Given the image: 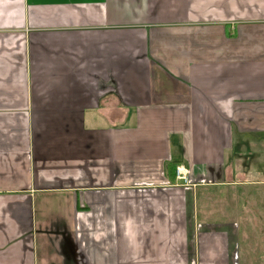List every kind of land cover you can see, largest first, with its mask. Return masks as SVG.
Wrapping results in <instances>:
<instances>
[{
	"label": "crops",
	"instance_id": "0c3cea01",
	"mask_svg": "<svg viewBox=\"0 0 264 264\" xmlns=\"http://www.w3.org/2000/svg\"><path fill=\"white\" fill-rule=\"evenodd\" d=\"M261 156L264 0H0V264H234Z\"/></svg>",
	"mask_w": 264,
	"mask_h": 264
},
{
	"label": "rangeland",
	"instance_id": "374dc122",
	"mask_svg": "<svg viewBox=\"0 0 264 264\" xmlns=\"http://www.w3.org/2000/svg\"><path fill=\"white\" fill-rule=\"evenodd\" d=\"M256 162H264V157H259ZM244 179L245 182L236 191L216 187L217 191L226 190L207 194L205 201L210 205L199 208L202 222L197 221L196 224H200L201 229L204 230H215L216 225L224 224V218L227 217L228 228L216 229L225 230L228 233L232 262L234 264H264V166L260 169L250 168L249 172L244 173ZM250 179L258 181L247 182ZM177 184V187L197 188L195 186L198 183L191 180V182L179 181ZM44 217L43 212H37L39 224ZM59 230V228H53L47 238L59 237ZM38 231L40 239L41 225H38ZM42 249L39 246V256L43 253Z\"/></svg>",
	"mask_w": 264,
	"mask_h": 264
},
{
	"label": "trees",
	"instance_id": "16d2710c",
	"mask_svg": "<svg viewBox=\"0 0 264 264\" xmlns=\"http://www.w3.org/2000/svg\"><path fill=\"white\" fill-rule=\"evenodd\" d=\"M181 161L175 160L165 164L164 172L169 181H175V170L177 166H180Z\"/></svg>",
	"mask_w": 264,
	"mask_h": 264
},
{
	"label": "built area",
	"instance_id": "2783aa9c",
	"mask_svg": "<svg viewBox=\"0 0 264 264\" xmlns=\"http://www.w3.org/2000/svg\"><path fill=\"white\" fill-rule=\"evenodd\" d=\"M175 179H176V185L178 186V182L179 181H183V182H191V178L189 176L188 171H186L182 166H177L176 170H175ZM193 181V180H192Z\"/></svg>",
	"mask_w": 264,
	"mask_h": 264
}]
</instances>
